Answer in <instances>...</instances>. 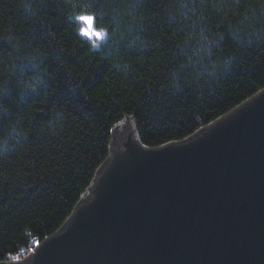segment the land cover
I'll use <instances>...</instances> for the list:
<instances>
[{
    "label": "trees",
    "instance_id": "trees-1",
    "mask_svg": "<svg viewBox=\"0 0 264 264\" xmlns=\"http://www.w3.org/2000/svg\"><path fill=\"white\" fill-rule=\"evenodd\" d=\"M84 10L101 40L70 19ZM263 88L264 0H0V139L22 132L0 153V263L63 225L124 118L158 147Z\"/></svg>",
    "mask_w": 264,
    "mask_h": 264
},
{
    "label": "water",
    "instance_id": "water-1",
    "mask_svg": "<svg viewBox=\"0 0 264 264\" xmlns=\"http://www.w3.org/2000/svg\"><path fill=\"white\" fill-rule=\"evenodd\" d=\"M122 121L63 225L0 264H264V88L158 147Z\"/></svg>",
    "mask_w": 264,
    "mask_h": 264
},
{
    "label": "clouds",
    "instance_id": "clouds-1",
    "mask_svg": "<svg viewBox=\"0 0 264 264\" xmlns=\"http://www.w3.org/2000/svg\"><path fill=\"white\" fill-rule=\"evenodd\" d=\"M23 7H24V10L26 12H31V4L30 3H28V2L24 3ZM80 15L94 16V13L91 12L90 10L78 11V12L74 13L73 15H71L70 19H75L79 23L80 21L78 19H76V17H78ZM77 31L79 32L80 29H77ZM138 41H139L140 46H144V41L140 37H135L133 40L130 41V44L135 46V45H137ZM229 66H230V62L227 60L223 61L221 64V67L224 70H227L229 68ZM116 67L119 71H125V72L128 71V69H129V65L127 63H118L116 65ZM43 83H44V81L42 79H36L34 81L30 80V81L25 82V88L28 90L36 91L40 86L43 85ZM59 118H60L59 115L56 114L53 118V122H55ZM21 136H22V132H20L16 129H13L7 137L0 139V153L7 152L10 148V142L12 140H15L18 142L19 138Z\"/></svg>",
    "mask_w": 264,
    "mask_h": 264
},
{
    "label": "snow or ice",
    "instance_id": "snow-or-ice-1",
    "mask_svg": "<svg viewBox=\"0 0 264 264\" xmlns=\"http://www.w3.org/2000/svg\"><path fill=\"white\" fill-rule=\"evenodd\" d=\"M79 21L82 22V27L80 28V33L85 38L90 39H102L105 36L103 30H96L95 29V17L90 15H80L76 17ZM123 123V121H121Z\"/></svg>",
    "mask_w": 264,
    "mask_h": 264
},
{
    "label": "built area",
    "instance_id": "built-area-1",
    "mask_svg": "<svg viewBox=\"0 0 264 264\" xmlns=\"http://www.w3.org/2000/svg\"><path fill=\"white\" fill-rule=\"evenodd\" d=\"M34 249V247L33 248H31L30 249V251L28 252V253H25V254H23L24 255V257H22V258H25L32 250Z\"/></svg>",
    "mask_w": 264,
    "mask_h": 264
},
{
    "label": "rangeland",
    "instance_id": "rangeland-1",
    "mask_svg": "<svg viewBox=\"0 0 264 264\" xmlns=\"http://www.w3.org/2000/svg\"><path fill=\"white\" fill-rule=\"evenodd\" d=\"M94 40L99 41V40H101V39H94ZM14 261H17V260L15 259Z\"/></svg>",
    "mask_w": 264,
    "mask_h": 264
}]
</instances>
